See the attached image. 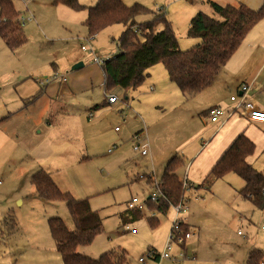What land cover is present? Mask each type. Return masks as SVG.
<instances>
[{
  "label": "rangeland",
  "instance_id": "1",
  "mask_svg": "<svg viewBox=\"0 0 264 264\" xmlns=\"http://www.w3.org/2000/svg\"><path fill=\"white\" fill-rule=\"evenodd\" d=\"M13 1L15 7L20 11V18L25 19L22 24L25 41L17 48L10 50L0 40V76L2 77L0 84L2 82L7 85L8 80L16 76L18 79L27 76V79L32 81L28 83L36 85L35 80L38 76L50 73V63L52 61L59 65L61 74L70 75V78H72L74 73H90L86 68L93 56L103 60L118 52L117 38L124 29L122 24L109 25L95 35L88 36L86 26L83 23V18L86 16L85 9L75 11L55 0H29L27 7H25L23 0ZM97 1L78 0L79 3L86 6L94 5ZM134 1H139L154 10L162 8L166 12L165 14L170 19L173 31L178 39L179 48L182 50L200 42L199 38L187 36L191 14L199 10L209 14L212 13L208 4L197 0H124L128 5ZM150 17L149 14H141L136 17V21L143 22ZM160 28L159 26L158 29ZM81 46H85V49H82ZM79 62L83 63V67L73 69L74 65ZM152 69H154L155 90L146 89L147 78H150V74H152L150 71V74H148L141 85L126 91L128 94H125V96L129 99L128 104L123 101L124 90L116 88L111 92L116 94L119 99L115 105L107 104L101 109L94 110V117L93 119L91 117L89 122L85 118V145L81 141L79 144L76 142L77 144L71 145L74 152H68L67 160L56 159L57 162L55 164L60 163L64 167L59 170L60 174L57 171H53V176L60 184L57 183V185L62 190L70 189V193L76 198H88L91 207L102 218L103 230L96 236L99 235L104 241H107V234H112L118 230L120 224L119 211L124 208L125 202L133 196L139 197V200L143 201L154 190V183H148L146 177L153 179V181H158V179H155L154 174L150 172V162L148 163V171L144 170L145 173H143L140 168L143 166L145 158H142V155L133 150V143L136 141L135 132L140 130L139 128H142V130L137 134L139 137L138 141L143 144H147V141H149L148 130L145 129L146 125L143 122L140 124L139 120L141 117L138 114L140 113V116L146 117L148 122L153 120L160 111L154 103V93L159 91V87H167L169 83H172L176 91L178 88L172 81L169 82L167 71L161 63L153 65ZM82 83L77 87L73 84L61 82L60 85L67 91L69 89L73 91L81 89V91L74 93V96L70 94L71 92H68L70 103L79 105L82 102H97L103 96V87L101 84L98 85L96 80L89 85H86L87 81ZM60 85L58 87H61ZM139 90L143 93L138 94ZM16 94L18 93L15 90H8L4 93L6 97L3 100L12 108L16 107L18 103ZM132 94L134 96L133 99L130 96ZM234 95H237V93H234ZM251 99L253 101L258 100L264 104V91L254 93ZM37 106H45V103L37 104ZM34 113L36 116L33 118H38L41 108ZM16 117V120L13 119L7 124L10 129L17 128L18 135L9 136L6 141H3L2 145L4 164L3 168H0V210H6L5 220H8L7 226H0V242L3 243L9 240L7 237L14 229L11 222L12 217L20 225L28 214L39 217L44 215L43 218L45 219L46 214L53 213L54 215L51 216L62 218L68 228L73 229V222L65 202L56 200L44 202L45 204L42 203L39 201L40 198L30 182L31 173L38 166H43L36 163L40 158L46 160L44 164L54 161L53 153L56 146L50 142V138L55 137L59 133L58 130L50 133L49 131H44L41 134L35 133L32 127H28L25 130L22 116L18 115ZM94 122L97 125L92 126L91 123ZM115 126L120 130L115 131ZM38 128L40 129V127ZM191 128L192 124L187 129L181 126L177 128L170 127L165 132L157 130L156 141L163 145L175 144V146H178L184 143L187 138H193H191L193 133ZM194 132H196V129ZM37 140L42 142L38 143ZM19 142L26 143L29 146L28 148H37L36 151L31 152V155H33L32 160L21 155V147L17 146ZM34 142H36L35 145L33 144ZM150 143L151 147L154 148L153 141L150 140ZM196 143L197 141H191L185 145L183 152H192L197 145ZM78 145L80 148L84 145L81 153L77 151L76 147ZM110 148L112 151L108 152ZM29 150L27 154H30ZM180 152L178 151V154ZM1 153L0 148V157ZM74 153H76L75 158ZM154 162L156 163L157 161ZM182 171L183 168L178 171L180 175ZM143 175L145 177H142ZM218 185L220 183L215 184V186ZM213 192H215L214 189ZM202 194V198L199 197L189 203L187 212L184 214V216H187L193 210V217L202 226L203 236H200L199 239H202L205 244L201 245L197 260H201V264H245V259L241 262L230 256L228 247L231 246L225 243L226 228L222 229L218 224L210 225L213 219L205 215V213H208V205L214 206V204L211 196L208 195V191ZM151 212L148 206H145L140 221L136 222L134 227L132 225L129 226V229L135 228L139 230L137 236L126 235L118 241L121 247H125L128 250L127 264H137L138 257L145 254L147 249L145 241H142V235L152 245L157 247L158 251H162L163 247H165L171 228V218L168 213L159 214L158 225L150 229L146 219L147 216H151ZM261 225H264V220L259 221V223L256 222L254 226L248 227L244 224L234 228L231 227L229 234L237 235L236 233L239 230L243 237L252 228L254 229V234L263 233L264 230ZM22 227L23 229L28 227V230H26L28 232L32 230L30 224L25 225L22 223ZM38 228L41 233L40 224H38ZM129 229L127 230L129 231ZM46 231L49 234L48 229ZM51 241L53 243L52 264H62L59 254L55 251L54 242L53 240ZM96 241L93 245H96ZM208 242L212 243L211 248H209ZM3 243H0V264H30L29 260L20 259L18 254L16 255L11 248L4 246ZM176 250L174 248V252ZM208 252L217 254V262L208 261ZM144 260H150V258L145 257ZM32 264L39 263L33 262Z\"/></svg>",
  "mask_w": 264,
  "mask_h": 264
},
{
  "label": "crops",
  "instance_id": "2",
  "mask_svg": "<svg viewBox=\"0 0 264 264\" xmlns=\"http://www.w3.org/2000/svg\"><path fill=\"white\" fill-rule=\"evenodd\" d=\"M197 1L205 2V0ZM212 1L220 5L242 2L252 9H258L263 3V0ZM23 2L25 7H27L29 0H23ZM159 9L163 10L162 8H158L157 10ZM196 12L197 11L192 13L191 17ZM164 13L166 12L164 11ZM85 17L83 19H85ZM191 17L189 18V21ZM0 40L3 42L1 38ZM3 44L5 45L4 42ZM152 67L148 69V72L150 71L152 74L149 73L150 78H147L148 83H146V89H149L150 91L155 90V79L153 78L154 69L151 70ZM50 69L49 74L38 76L36 78V85L34 83H28L32 81H29L27 76L21 79H18L16 76L8 80L7 85H4L1 82L0 148L2 151V157L4 155L2 150L3 141H6V138H9V136L18 135L17 128L10 129L7 124V122H11L13 119L17 118L16 116L18 115L22 116V121L25 123V130H27L28 127H32L34 132L38 134H41L44 131H49L50 133L54 130H58L59 133L55 137L50 138V142L52 144L54 143L56 146L55 152L53 153L54 161H49L47 164H44L46 160L40 158V160L36 163L43 166H38L33 171L35 172L36 170L42 168L48 171L52 177L53 171H57L58 174H60L59 170L64 168L60 163L55 164L57 162L56 159L62 158L67 160L69 154L68 152L73 151L71 145L77 144L76 142L79 144L80 141L84 144V124H86L85 118L88 119V122L91 121V117L93 119V111L95 110L93 109V106L99 103L104 97V74L99 64L93 63L92 61L86 68L90 73H74L72 78L68 75L65 81H62L60 78H51L53 73L61 74L57 63L52 61L50 63ZM1 78L2 77L0 76V80ZM95 80L98 85H102L103 96L99 98L97 102H82L79 105L69 102L68 92H71L70 94H73L72 96H74V93L81 91V89L79 88L77 91L69 89V91H67L60 85L61 82H63L73 84L78 87L80 84H83L82 82L84 81H87L86 85H89ZM169 82H171V80ZM243 84H247L249 86L246 98L252 101L257 108L264 110L263 103L258 100L253 101L251 99V97L254 96V93L264 91V18H262L249 30L238 48L205 89L194 95H184L179 89L176 91L172 83H169L167 87H159V91L154 93V103L156 104V107L160 109L159 114L149 122L146 121V117L140 116V113L138 115L141 117L139 120L140 124L143 122L146 125L145 129L148 130L147 136L149 140L146 144L148 154L142 156V158H145V161L140 169L143 170V173H145L144 170L148 171V163L150 162V172L154 174L155 179H159L163 173L167 160L172 155L177 154L181 156L185 160L186 164L180 176L186 177L192 185L190 190L185 192V199L188 207L192 200H196L199 197L202 198V193L208 191V195L211 196L214 204V206L208 205V213H205V215H208V217L213 219L210 225L213 226L214 224H218L222 229L226 228L227 233L225 236V243L228 245L230 244L231 247H225L230 249L228 251L232 258L241 262L245 259L246 264L247 256L251 251H264V232L254 234V229L252 228L251 231L247 232L248 234L242 237L243 234L240 233L239 230L236 233L237 235H230L229 229L231 227L234 228L235 226H242L244 224L248 227L251 225L254 226L256 222L259 223V221L264 220V209H256L249 200L245 199L239 193V190L244 185V181L239 176L235 177L237 176L235 173H228L220 179L210 177L207 181H204L214 163L240 133L245 134L254 143V151L246 157V161L264 174V122H257L249 119L242 110L236 109L235 102L230 100V96L234 95V93L241 95L240 87ZM59 85L61 87H58ZM8 90H15L18 93L16 94L18 103L14 108L9 106V104L3 100L4 97H6L4 93ZM142 93L143 92L141 90L138 91V94ZM111 94L117 97L116 94ZM125 94L128 93L125 92ZM125 94L123 101L128 104L129 99L125 96ZM133 94L130 95L132 99L134 98ZM58 100L60 101L59 103ZM118 100V97L117 101L114 103H109L108 100H105L104 106L107 104L115 105ZM38 102L45 103V106H37V104H41ZM218 106L222 108L223 115L218 121H212L210 119L209 111L211 108ZM103 107L97 108L96 110ZM40 108L41 113H39L38 118H33L36 116L34 112ZM191 124V130H193V133L191 132V138H193H187L184 143H181L178 146H175V144L163 145L159 141H156V135L158 134L156 133L157 130L165 132L170 127L177 128L181 126H184L187 129V127ZM91 125L95 126L97 124L94 122L91 123ZM38 127H40V129ZM115 128L116 126L114 127V130ZM139 129L140 130L136 131L135 134L142 130V128ZM195 129L196 132H194ZM119 130L120 129H117L115 131ZM20 135H22V133H20ZM150 140L153 141L154 148L151 147ZM42 141L37 140L38 143H41ZM191 141H197L196 147L192 152L184 153L183 151L185 145L189 144ZM33 144L35 145L36 142ZM17 146L19 148L21 147V155H24L31 160L33 159L31 152L36 151L37 148H28L29 146L23 142H19ZM83 147L80 148L78 145V147H76L77 151L81 153ZM28 150L30 151V154H27ZM111 151L112 149H108V152ZM178 151H181L180 154H178ZM1 157L0 168L2 169L4 156L2 158ZM75 157L76 153H74V158ZM154 161L157 162L155 163ZM52 179L55 182L57 181L54 176ZM57 183L59 184L58 181L56 184ZM216 183H220V185L215 186ZM200 184L201 186L197 188L196 186ZM212 187L215 192H213ZM65 190L69 191L70 189ZM149 195L145 199H147ZM131 198L125 202L124 208L119 211L120 224L118 230L114 231L112 234H107V241H104L99 235L95 236L91 244L78 247L79 253L95 258L107 250L116 248H124L126 252H128L127 248L121 247L118 241L126 235L137 236L139 234L138 229L136 230V233H132L125 227L126 225H128V227L131 225L134 227V224L140 221V219H132L129 215H123L125 210L132 209L128 207V203ZM39 201L42 203L51 202L44 201L42 199ZM5 214L6 210H0V217H2L0 224L3 221L2 219H4ZM51 215L54 214H46L45 220L43 218L44 215L39 217L37 215L28 214L24 218L23 222L18 225V230L8 238L9 240L6 243H0H3L4 246L11 248L12 252H15L16 255L18 254L20 256V259L24 258V260H29L30 264L33 262H37L39 264H52L53 243L51 240L53 239L50 236V233L48 234L46 231L48 229L47 219L52 217ZM184 217L186 226L192 231L191 239L187 241L184 247V250L186 254H188L189 258L185 259V261L183 260L180 263H177L167 259H160L159 257L150 258V260L146 261H139L138 257L137 264H201V260H197V254L200 253L201 245L205 244L202 242V239H199L200 236H203L202 226L198 224L193 217V210H191L190 213ZM22 223L25 225L30 224L32 230L30 232L26 231L28 230V227L23 229ZM38 224H40L41 233L39 231ZM149 228L153 229L150 226ZM261 228L264 230V225H261ZM141 237L142 241H145L146 249H158L152 245L146 237L143 235ZM95 241L97 243L96 245H93ZM211 244V242H208L209 248H211ZM217 260V254L208 252V261L217 262Z\"/></svg>",
  "mask_w": 264,
  "mask_h": 264
},
{
  "label": "trees",
  "instance_id": "3",
  "mask_svg": "<svg viewBox=\"0 0 264 264\" xmlns=\"http://www.w3.org/2000/svg\"><path fill=\"white\" fill-rule=\"evenodd\" d=\"M55 1L75 11L86 10L83 23L88 36L112 24L119 23L124 27L117 38L118 52L99 63L104 74V97L93 106L95 110L105 105V100L116 88L123 89L125 94L127 90L141 85L149 74L148 69L157 63L164 66L169 79L181 93H198L217 76L249 30L264 18V0L258 9H252L242 2L220 5L205 0L212 13L199 10L191 17L187 29V36L199 38L200 42L182 50L170 20L161 9L154 10L138 1L128 5L124 0H98L91 6L83 5L78 0ZM141 14L151 17L137 22L136 17ZM0 38L10 50L25 41L20 12L13 0H0ZM253 151L252 140L240 133L214 163L204 181L210 177L219 179L228 173H235L244 181L239 193L256 209L263 210L264 174L246 161ZM185 164V160L177 154L167 160L157 181L160 195L156 201H147L148 208L155 212V215L147 216L151 228L158 225L159 214H165L170 204L178 203L185 196L182 182L189 181L178 172ZM146 181L154 182L147 177ZM30 182L40 199L64 201L72 219L73 229H69L60 217L47 219L48 230L62 264H127L124 248L107 250L95 258L78 252L79 246L89 245L103 230L102 219L92 209L88 198H76L70 191L60 189L50 173L42 168L32 173ZM142 214L143 209L132 208L125 210L123 215L140 219ZM5 218L0 226H7L8 220ZM11 222L14 229H11L7 238L18 229L14 217ZM263 259L264 251H251L246 264H264Z\"/></svg>",
  "mask_w": 264,
  "mask_h": 264
},
{
  "label": "built area",
  "instance_id": "4",
  "mask_svg": "<svg viewBox=\"0 0 264 264\" xmlns=\"http://www.w3.org/2000/svg\"><path fill=\"white\" fill-rule=\"evenodd\" d=\"M24 20H25L24 18H20L22 24L24 23ZM81 48L85 49V46H81ZM90 61L99 64L102 60L99 57L93 56ZM51 78H60L62 81H65L67 79V75L60 73H53L51 75ZM248 89L249 86L247 84L241 85L240 87L241 95H231L230 100L234 101L235 108L242 110L249 119L257 122H264V110H260L254 105L252 101L246 98V93ZM116 101H117V97L115 95L108 96L109 103H114ZM209 114H210V119L212 121H218L220 117L223 115V111L222 108L219 106L213 107L210 109ZM117 129L118 127L115 128V130ZM138 139L139 137L138 135H136L135 136L136 141L133 143V150L139 153L140 155L145 156L148 154V148L146 147V144L141 143L140 141H138ZM153 183L155 188L153 191H151L147 199L140 201L138 197L134 196L129 201L128 207L143 209L145 206H147L148 199L156 201L160 195V190L157 181L155 180ZM182 184H183L184 192L190 190L191 184L189 182L183 180ZM187 209H188V205L186 203L185 196L181 197L178 203L169 205L166 213H168V215L171 218V228L165 247H163L164 249H162V251H158L154 248H148L145 254L139 257V261H144L145 257H149V258L159 257L160 259H167L170 261L180 263L181 261L189 258L188 254H186L184 250L187 241L192 236V231L185 224L184 214L187 212ZM153 215H155L154 211L151 212V216ZM125 227L126 229H129L128 225H126ZM129 230L132 233H136L135 228ZM174 248L177 249L176 252H174Z\"/></svg>",
  "mask_w": 264,
  "mask_h": 264
},
{
  "label": "water",
  "instance_id": "5",
  "mask_svg": "<svg viewBox=\"0 0 264 264\" xmlns=\"http://www.w3.org/2000/svg\"><path fill=\"white\" fill-rule=\"evenodd\" d=\"M82 65H83V63L79 62V63L74 65L73 69H78V68L82 67Z\"/></svg>",
  "mask_w": 264,
  "mask_h": 264
}]
</instances>
